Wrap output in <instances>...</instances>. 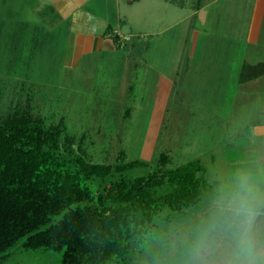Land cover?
Masks as SVG:
<instances>
[{
  "label": "rangeland",
  "instance_id": "1",
  "mask_svg": "<svg viewBox=\"0 0 264 264\" xmlns=\"http://www.w3.org/2000/svg\"><path fill=\"white\" fill-rule=\"evenodd\" d=\"M121 1L129 20L111 23L113 28L119 25L123 42L117 49L115 68L111 64L105 68L93 57H86L80 65L64 67L62 50L27 54L20 59L18 53L11 56L4 52L0 58V123L16 115L52 127L62 119L65 131L61 140L75 154L92 164L114 165L118 156L123 164L137 162L123 173L130 179L154 172L162 153L168 158L164 169L202 160L205 173L210 162L207 152L226 126L219 109L230 108L232 101L220 107V100L206 95L202 74L188 75V66L194 64L191 31L202 28L198 19L187 18L191 0H171L164 9L148 4L146 18L139 15L137 1L131 9V1ZM175 7H179L181 22L171 31L158 33L170 22ZM161 18L163 24L157 21ZM34 58L41 59L42 66L37 69L30 67ZM126 59L140 62V70L147 72L142 79L133 80L130 93L122 90L124 79L116 72L118 64L123 70L120 63ZM144 62L149 66L146 69ZM178 64L176 77L172 74ZM198 70L202 71H193ZM160 72L173 81L163 110V97L158 92ZM204 173L207 184L199 204L183 213L164 210L146 238L134 245L127 260L112 264H264V244L255 243L252 226L248 230L249 252L233 225L231 209L243 198L236 194L231 181L213 182ZM91 184V189H96L97 181ZM165 191V187L159 190ZM230 198L233 203L225 205ZM252 198H245L253 213L251 225L256 210L261 208ZM62 215L53 216L42 229ZM24 240L21 238L7 252L3 264H60L63 250H24Z\"/></svg>",
  "mask_w": 264,
  "mask_h": 264
},
{
  "label": "crops",
  "instance_id": "2",
  "mask_svg": "<svg viewBox=\"0 0 264 264\" xmlns=\"http://www.w3.org/2000/svg\"><path fill=\"white\" fill-rule=\"evenodd\" d=\"M127 1L132 2L130 9L137 1L139 15L144 18L148 4L164 9L172 2ZM188 3L191 9L187 18L202 23L201 29L191 31L194 64L188 66V75L202 74L206 95L220 100V107L232 101L230 108L219 109L218 114L225 115L226 126L221 128L218 142L207 152L210 162L204 174L213 182L231 181L236 194L243 198L238 204L251 195L250 200L261 206L251 226L255 243L264 244V0ZM172 11L168 24H163V18L157 19L164 25L158 33L171 31L181 22L179 7ZM126 12L121 0H0V58L4 52H10L11 56L18 53L20 59L27 54L62 50L64 67L80 65L86 57H93L103 67L111 64L115 68L117 49L123 42L119 25L113 28L111 23L123 22L122 18L129 20ZM113 34L118 37L115 39ZM12 58L9 59L16 61ZM40 60L34 58L32 66H28L37 69L42 66ZM127 60L120 63L123 70L118 64L116 72L124 79L122 90L130 93L134 89L133 80L142 79L147 72L140 70V62ZM143 66L149 67L145 62ZM175 68L172 75L177 77L179 64ZM158 79L163 110L173 81L162 72ZM224 203L229 205L233 201L230 198Z\"/></svg>",
  "mask_w": 264,
  "mask_h": 264
},
{
  "label": "trees",
  "instance_id": "3",
  "mask_svg": "<svg viewBox=\"0 0 264 264\" xmlns=\"http://www.w3.org/2000/svg\"><path fill=\"white\" fill-rule=\"evenodd\" d=\"M64 131L62 119L52 127L16 115L0 123V264L23 237L24 250H63L60 264L124 263L164 210L183 213L201 201L199 161L164 169L162 153L154 172L130 179L123 173L137 162H86L62 142Z\"/></svg>",
  "mask_w": 264,
  "mask_h": 264
},
{
  "label": "clouds",
  "instance_id": "4",
  "mask_svg": "<svg viewBox=\"0 0 264 264\" xmlns=\"http://www.w3.org/2000/svg\"><path fill=\"white\" fill-rule=\"evenodd\" d=\"M231 211L234 213L233 225L237 227V236L239 237L242 235L243 237L240 240V243L243 245H248L247 250L250 252L248 230L250 229L251 220L253 217L251 206L247 202H242L238 207L231 209Z\"/></svg>",
  "mask_w": 264,
  "mask_h": 264
}]
</instances>
